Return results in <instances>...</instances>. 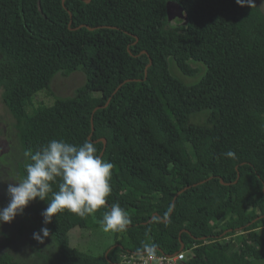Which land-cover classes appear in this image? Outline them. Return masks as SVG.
I'll return each mask as SVG.
<instances>
[{"label": "trees", "instance_id": "16d2710c", "mask_svg": "<svg viewBox=\"0 0 264 264\" xmlns=\"http://www.w3.org/2000/svg\"><path fill=\"white\" fill-rule=\"evenodd\" d=\"M174 4L184 18L169 20ZM252 4L0 0V90L23 152L18 181L27 175L25 152L53 139L92 141L114 165L111 194L95 215L52 218L59 258L49 264H118L144 243L169 256L184 245L192 256L180 264H264V236L256 231L264 228V14ZM196 63L205 68L196 83L172 73L174 65L194 77ZM76 71L84 85L55 98L54 77ZM43 92L52 103L28 113ZM201 113L202 124L191 122ZM116 203L131 223L114 232L105 255L70 246L72 229L101 226ZM238 234L234 244L221 242ZM0 264L27 263L0 253Z\"/></svg>", "mask_w": 264, "mask_h": 264}, {"label": "clouds", "instance_id": "9594fccd", "mask_svg": "<svg viewBox=\"0 0 264 264\" xmlns=\"http://www.w3.org/2000/svg\"><path fill=\"white\" fill-rule=\"evenodd\" d=\"M238 4L252 6V0H236ZM229 158L235 153H225ZM30 162L26 164V177L21 182L9 184L7 195L10 198L7 207L0 210V223H11L18 214H22L28 204L34 200H51L42 213L43 224L51 223L58 213L67 211L80 217L92 216L107 203L111 194V173L114 165L105 162L92 141L74 145L64 140L53 139L33 153L25 152ZM58 190L53 191V185ZM131 220L124 209L116 203L104 212L100 221L105 232H124ZM49 230L42 227L39 233H33V239L39 243L48 237ZM141 259L158 260V248L154 243H144L138 249Z\"/></svg>", "mask_w": 264, "mask_h": 264}, {"label": "rangeland", "instance_id": "374dc122", "mask_svg": "<svg viewBox=\"0 0 264 264\" xmlns=\"http://www.w3.org/2000/svg\"><path fill=\"white\" fill-rule=\"evenodd\" d=\"M260 10L264 14V0H256ZM198 70L194 77L183 76L172 65V73L182 79L186 84L196 83L204 74L205 68L200 64H191ZM86 77L83 72H73L68 77L57 74L51 83V92L55 98H70L75 91L84 85ZM2 90H0V210L7 207L9 197L7 187L9 184L18 183L16 177V164L23 156L22 148L14 129V119L2 102ZM52 96V95H51ZM46 92L35 96L27 112L32 114L39 105H50L52 97ZM207 118V113H201L192 117L191 122L202 124ZM47 207L37 199L28 204L22 214H18L11 223H0V253L9 254L14 260L27 264H49L59 258V250L51 235L50 225L43 224L42 213ZM42 227L49 230L48 237L43 243L33 239V233H39ZM264 236V228L256 230ZM238 235L221 239L222 243L234 244ZM69 244L79 251L95 257H101L114 245V232H105L101 226L91 230L72 229L69 234ZM192 254H188V257Z\"/></svg>", "mask_w": 264, "mask_h": 264}, {"label": "built area", "instance_id": "2783aa9c", "mask_svg": "<svg viewBox=\"0 0 264 264\" xmlns=\"http://www.w3.org/2000/svg\"><path fill=\"white\" fill-rule=\"evenodd\" d=\"M184 250V249H183ZM172 256L158 254V260L155 264H180L188 259V254H191V250L183 251ZM118 264H153L152 261H146L141 259L140 255L125 253L119 257Z\"/></svg>", "mask_w": 264, "mask_h": 264}, {"label": "water", "instance_id": "95a60500", "mask_svg": "<svg viewBox=\"0 0 264 264\" xmlns=\"http://www.w3.org/2000/svg\"><path fill=\"white\" fill-rule=\"evenodd\" d=\"M167 15H168L169 20H174V19H176V18H179V19L184 18L182 8H181L179 5H176V4H174V5H169V6H168V8H167ZM145 78H146V77H145ZM125 82H127V81H125ZM120 87H121V85L116 89L115 93L118 91V89H119ZM109 101H110V99L107 101V103H106L103 107H98V108H96L95 110H97V109H99V108H104V107H106V106L108 105ZM92 122H93V121L91 120V123H92ZM92 125H93V124H92ZM92 132H93V128H92ZM93 133H94V132H93ZM102 142H103V144H104V146H103V151H104V150H105L106 141H105V140H102ZM101 155H102V154H101ZM101 155H100V156H101ZM188 188H190V187H186L185 189L179 191V192L176 194V196L174 197V199H176V198L179 196V194H181L182 192H184V191L187 190ZM183 249H184V245L181 244V250H183Z\"/></svg>", "mask_w": 264, "mask_h": 264}, {"label": "flooded vegetation", "instance_id": "af4514ba", "mask_svg": "<svg viewBox=\"0 0 264 264\" xmlns=\"http://www.w3.org/2000/svg\"><path fill=\"white\" fill-rule=\"evenodd\" d=\"M86 1H88V2H89V0H86ZM178 19H179V18H176V20H178ZM142 52H143V51H142ZM142 52H141V53H142Z\"/></svg>", "mask_w": 264, "mask_h": 264}]
</instances>
